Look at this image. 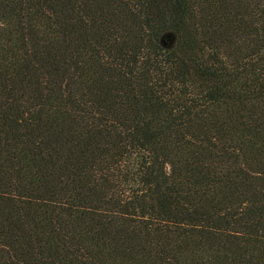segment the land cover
I'll return each mask as SVG.
<instances>
[{"label":"trees","instance_id":"obj_1","mask_svg":"<svg viewBox=\"0 0 264 264\" xmlns=\"http://www.w3.org/2000/svg\"><path fill=\"white\" fill-rule=\"evenodd\" d=\"M0 264H264V0H0Z\"/></svg>","mask_w":264,"mask_h":264}]
</instances>
